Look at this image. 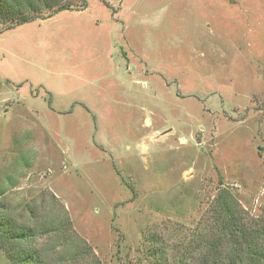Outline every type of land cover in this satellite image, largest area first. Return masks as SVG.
<instances>
[{
	"label": "rangeland",
	"instance_id": "obj_1",
	"mask_svg": "<svg viewBox=\"0 0 264 264\" xmlns=\"http://www.w3.org/2000/svg\"><path fill=\"white\" fill-rule=\"evenodd\" d=\"M2 27L0 205L13 219H67L99 264H152V237L179 264L220 189L246 222L261 216L264 0H85Z\"/></svg>",
	"mask_w": 264,
	"mask_h": 264
},
{
	"label": "trees",
	"instance_id": "obj_2",
	"mask_svg": "<svg viewBox=\"0 0 264 264\" xmlns=\"http://www.w3.org/2000/svg\"><path fill=\"white\" fill-rule=\"evenodd\" d=\"M85 0H0V25L11 29L32 20H46L59 11L83 10ZM4 191L0 189V197ZM31 213V212H28ZM213 220L206 234H196L189 251L180 257L179 264H193L191 253H196L195 264H264V207L261 216L246 222L232 193L220 189L211 209ZM27 220L16 221L0 205V250L8 264H99L89 259L91 249L80 240L72 243L69 221L50 222L37 226ZM49 236L56 245L34 247L36 238ZM148 243L146 253L152 264H168L165 249L156 237ZM61 247V248H59ZM59 248V249H58ZM58 249V250H57ZM182 258V260H181Z\"/></svg>",
	"mask_w": 264,
	"mask_h": 264
}]
</instances>
